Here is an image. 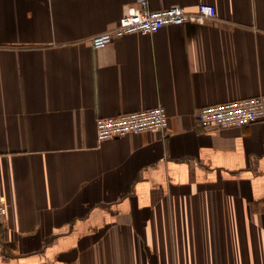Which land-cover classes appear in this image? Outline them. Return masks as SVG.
<instances>
[{
	"label": "crops",
	"instance_id": "1",
	"mask_svg": "<svg viewBox=\"0 0 264 264\" xmlns=\"http://www.w3.org/2000/svg\"><path fill=\"white\" fill-rule=\"evenodd\" d=\"M148 1L217 18L95 49L138 0H0V264H264V120L196 119L264 96V0ZM157 107L165 132L98 139Z\"/></svg>",
	"mask_w": 264,
	"mask_h": 264
},
{
	"label": "built area",
	"instance_id": "2",
	"mask_svg": "<svg viewBox=\"0 0 264 264\" xmlns=\"http://www.w3.org/2000/svg\"><path fill=\"white\" fill-rule=\"evenodd\" d=\"M216 18L217 10L210 4H200L194 11L181 6L155 11L148 0H138L136 6L127 8L116 27L93 36L90 41L95 49H103L130 34L149 35L165 26L205 24ZM196 119L206 131L250 126L264 120V96L206 106L196 112ZM96 127L98 139L103 141L128 134L165 132L169 128V118L164 108L157 107L113 118H100ZM5 214L6 196L0 190V225Z\"/></svg>",
	"mask_w": 264,
	"mask_h": 264
}]
</instances>
